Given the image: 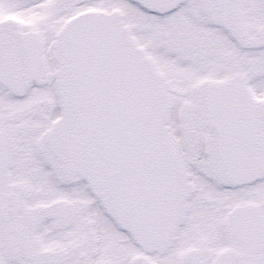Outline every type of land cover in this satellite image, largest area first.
Segmentation results:
<instances>
[{
    "label": "snow or ice",
    "instance_id": "6c2138e0",
    "mask_svg": "<svg viewBox=\"0 0 264 264\" xmlns=\"http://www.w3.org/2000/svg\"><path fill=\"white\" fill-rule=\"evenodd\" d=\"M0 264H264V0H0Z\"/></svg>",
    "mask_w": 264,
    "mask_h": 264
}]
</instances>
